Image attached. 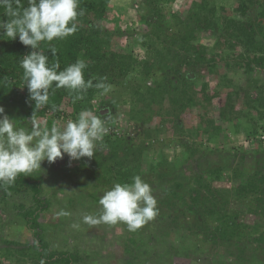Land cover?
<instances>
[{
    "label": "trees",
    "instance_id": "16d2710c",
    "mask_svg": "<svg viewBox=\"0 0 264 264\" xmlns=\"http://www.w3.org/2000/svg\"><path fill=\"white\" fill-rule=\"evenodd\" d=\"M176 1L152 0L144 6L143 27L140 33L134 31L125 33L120 29H109L104 25L109 0H79V8L84 10V14L77 18L78 31L62 40L55 39L50 43H41V49L48 56L50 63L59 60L60 70L75 63L77 59H83L88 65L84 71L86 80L107 77L106 82L111 84L112 88H125L124 94L129 97L122 101L124 105H130L132 108L130 120L134 122L133 133H128L123 138L115 132L108 133L104 136L102 144L97 146L94 157H83L76 171L90 170L98 184L111 188L115 183H132L135 175H140L145 181L149 173H157L159 182L164 184L161 183L159 187L160 226L152 238L155 244L159 241L164 245L165 230L171 228L178 230L181 218L189 216L191 218L187 224L193 221L189 228V231L192 228L191 236L202 235L204 241L212 240L216 246L226 242L228 243L226 249L230 252L235 248L232 264H264V220L262 219L264 218V159L258 160L257 168L253 172H245L239 161L234 167L215 165L187 177L184 172L168 170L172 169V166H179L180 162L170 163L165 156L156 159L151 155L156 149L150 143L152 136L161 135L164 127L169 125L172 136L176 137L178 144L179 142L182 144L184 142L181 139L182 132L186 131L181 116L183 108L187 106L208 111V99L201 97V91L196 89L198 78L196 74L204 67H208L211 73L214 67L220 65L222 72L227 76L226 81H222L221 84L224 88H231L225 94L226 99L219 101L218 120L238 122L241 119L239 102L234 98L239 99L242 94L244 98L246 97V102L253 107L256 108L260 103L264 94V80H249V72L254 70V65L247 60L245 53L237 52V43L245 47L248 53L255 54L256 64L264 69V0H216L215 7L210 5V0H190L186 10L175 11L167 16L163 12L164 6ZM21 4L26 7L28 0H21ZM212 7L216 8L217 13H208L207 10ZM227 10L231 12L229 15L225 14ZM0 19L7 20L2 8H0ZM166 29L171 31L170 35L166 34L164 31ZM203 32L214 34L212 49L215 55L213 56H209L207 52L195 51L196 49L188 50L190 43L197 40ZM124 36L137 38L135 41L138 42L134 46H139L146 52L145 59L136 58L132 50L121 52L113 48L114 40ZM7 39V37L0 39V105L10 107L18 114L24 112L26 118H33L34 115L44 116V121L48 119L54 124L65 125L69 120H75L77 114L85 109L102 117L101 111L93 103L98 96L95 89H89L83 98L75 103L74 93L70 94L63 88L57 89L54 94L50 93L47 105L35 110V102L29 99V92L23 81V69L19 66V60L33 50L30 46L20 43L18 37L16 40ZM50 47L56 48V57L49 50ZM229 53L238 54L237 57L225 60V55ZM218 54L219 57L216 58ZM184 66L187 71L182 72ZM239 69L241 74L247 75L245 92L241 91L242 86L234 77L239 73ZM171 75H174L172 80H170ZM96 79H93V83ZM173 80H178V83ZM183 81L184 85L181 83ZM204 86H207V83H204ZM253 90L257 92L255 97L250 94ZM159 93H162L169 103L165 105L156 129H150L145 127V121L150 103ZM222 93L220 87L215 89L210 97H221ZM52 105H56L58 110H53ZM113 105L119 107L117 102ZM136 105H139L138 109ZM257 107L260 111L261 107ZM246 118L250 120L249 112ZM107 125L113 128L116 126L114 123ZM214 125L218 129L221 128L215 117L210 122V126ZM236 128L239 132L243 131V127L239 125H236ZM260 128L264 129V118L261 127H258L255 133ZM185 143L187 145L185 147H189V143ZM192 156L190 153L186 157L192 158ZM243 157L244 155L241 159ZM225 171L232 172L233 181V186L226 190L227 193L234 194L237 199L251 201L247 210L258 217L254 222L245 221L238 209H229L228 194L219 192L213 185L214 180L221 179ZM43 181L44 172L37 170L29 175L20 174L11 186L0 187V206L5 203L12 204L14 200L16 201L15 197L21 193L29 197V205L24 206L22 203L17 205L20 209L18 216L32 231L34 238L32 242L25 243L4 240L5 246L0 250V255L10 261L0 264H41V261L44 264L85 262L79 246L75 245L72 251H69L57 248L47 240L49 227L54 228L56 225L48 226L40 220L41 214L48 211L52 204L51 199L45 196ZM193 183L194 193L189 197L190 201L185 204L184 197H180L184 203L177 201L176 198L183 193L181 189ZM87 197L94 199L92 202L84 203L87 207L93 204L94 208H101L99 197H95L92 193ZM182 205H185V209H181ZM67 209L71 210L70 207ZM61 210L68 212L64 207ZM66 222L67 218L61 216V224L57 225L59 229L56 233L62 235V224L65 225ZM141 231V228L135 232L130 231L124 241V251L128 254L125 260L127 264H137L140 257L144 247ZM0 232L3 233V230ZM194 246H184L182 243L173 247L169 244L170 250L167 252L180 254L183 251V255L188 252L194 260L200 258L199 254L204 257V250L196 253Z\"/></svg>",
    "mask_w": 264,
    "mask_h": 264
},
{
    "label": "rangeland",
    "instance_id": "374dc122",
    "mask_svg": "<svg viewBox=\"0 0 264 264\" xmlns=\"http://www.w3.org/2000/svg\"><path fill=\"white\" fill-rule=\"evenodd\" d=\"M109 7L106 13L104 25L109 29H120L121 31L137 32L140 33L143 27L142 13L144 6L149 4L152 0H109ZM210 5L215 7L216 0H210ZM190 0H177L174 3H168L164 6L163 12L167 16H170L175 11L186 10L189 6ZM210 8L208 13H217L216 8ZM231 12L227 10L226 15ZM166 34L170 35L169 29L164 30ZM212 33L203 32L202 35L195 41L191 42L188 50L207 52L209 56L215 55L212 44L213 35ZM137 39V38H135ZM134 38L124 36L114 40V49L119 51H134L136 58L143 60L146 57V52L139 46H134L136 42ZM245 53L247 60L252 62L254 70L250 73L249 80L263 79L264 80V69L258 67L256 64L257 56L253 53H248L242 45L237 43V52ZM238 53L226 54L225 60L237 57ZM216 58L219 57L215 56ZM221 66L214 67L210 73L208 67L201 69L197 75L196 89L199 90L200 96L208 99V111H203L187 107L183 108L181 114L186 131L182 132L181 139L184 141L182 144L177 142L176 137L172 136V129L169 125L164 127L161 135L152 136L150 143L155 147V152L152 153L156 159H160L165 156L170 163L180 162V165L172 166V169L177 172H184L189 177L195 173L212 168L213 166H228L233 167L238 165L241 161V168L245 172H253L257 168L258 160L264 159V129L260 128L257 133L255 130L261 127V123L264 118V94L262 100L253 107L250 103L246 102V97L243 94L239 99H236L238 108L241 111V119L238 122L229 120L223 121L218 120L219 118V101L226 99V92L230 91L231 88H224L221 84L225 82L227 76L222 72ZM187 71L186 67H182V72ZM238 74H235V78L239 81L242 86V92H245L247 88V75L241 74V69L238 70ZM174 79V75L170 76V80ZM178 83V80H173ZM180 83V81H179ZM184 85V81L181 82ZM207 83V86H204ZM181 85V84H179ZM222 87V96L210 97L215 89ZM125 88H112V90L105 96L98 95L94 99V104L101 111L102 118H105L107 123H114L119 129L120 135L124 137L128 133H133L134 122L130 120L131 111L130 105H124L122 99L126 98L124 94ZM128 92V91H127ZM256 91H251L250 94L255 97ZM129 94H131L129 92ZM129 98V97H127ZM119 103V107H114V103ZM169 103L167 99L163 97L162 93H159L155 100L150 103L148 117L145 121V127L150 129H156L158 120L163 112L165 105ZM261 110H258V107ZM5 110L11 119L15 120L18 127L31 128L32 117L26 118V114H18L12 110V108L0 105ZM114 107V108H112ZM137 109L139 105L135 106ZM249 112L251 116L250 120L246 118V114ZM215 117L221 128H216V125L210 126L211 119ZM34 121L42 127H51L54 123H51L48 119L44 121V116L33 117ZM57 123V122H56ZM56 125L63 127V124L57 123ZM236 125L243 127V131H237ZM248 126L249 128H244ZM215 127V128H213ZM191 134V135H189ZM249 135H252L249 137ZM189 143V147L187 146ZM258 144V145H257ZM188 148V149H187ZM112 152H114L112 150ZM191 153L192 158H188ZM148 154V153H147ZM244 155L243 159L241 156ZM180 159V161H177ZM83 158L80 160H72L65 154L63 158H58L54 163L49 164L46 160L41 163V170L44 172L43 188L45 196L49 197L52 201L51 207L48 211L41 214L40 220L42 223L48 226L56 225L54 228L49 227L48 241L60 249L72 251L75 245L79 246L80 253L84 255V263L81 264H127L125 260L128 258V254L124 251V241L130 231L127 225L123 222H119L115 225L108 224H97L89 225L83 222L85 215L99 216L100 209L94 208L93 204L87 207V202L94 201L93 197H87L88 195H94L100 197L111 187H105L98 184L95 180L93 172L86 169L77 170ZM89 168V167H88ZM167 170V169H162ZM76 171V172H75ZM157 173L148 174L145 180L152 188V193L157 200V207L160 205V192L159 187L161 183L157 177ZM211 178V176H210ZM213 179V178H212ZM232 172L225 171L221 179L214 180L213 185L219 190L228 194L226 190H229L233 186ZM211 180V179H210ZM164 184V183H163ZM169 184V183H168ZM168 186V185H167ZM195 184L190 186L185 185L183 193L176 198L177 201H183L186 199L185 204L190 201L189 197L193 195L192 188ZM180 190V191H181ZM171 197V196H170ZM180 197H184L183 199ZM16 201L12 204L5 203L0 206V250L4 248V240H12L19 242H32L33 235L32 231L26 227L21 221V217L18 216L17 205L22 203L24 206L30 204V199L26 194L21 193L16 196ZM230 201L229 209H238L243 214V219L252 223L255 218L258 217L253 213L248 212L247 207L251 205L249 199H237L234 194H228ZM164 199V198H162ZM168 199V196H167ZM9 201V200H8ZM250 202V203H249ZM209 204V202H207ZM71 205V206H70ZM66 208L70 215L65 216L67 218L66 224H62L63 233L62 235L56 233L59 227L61 216L58 213L61 212L62 207ZM93 206V208H92ZM185 206V205H184ZM183 205L181 209H185ZM70 207L71 210H68ZM92 208V209H91ZM191 217L181 218L179 222L178 230L168 229L165 230L166 243L172 244L173 247H177L180 244L184 246H194L196 253L203 252L202 257L194 260L186 252L183 255V251L180 254H168L170 250L169 244L162 245L161 242H156L152 239L157 229L159 228L160 219L158 215L147 222L141 227V239L144 243V253H140V257L137 260V264H232L234 261L235 248H232V252L228 249V243L220 244L216 246L212 240L204 241L202 235L191 236L189 228L192 226V222L187 224V221ZM264 220V218H262ZM61 224V223H60ZM79 224V228H74L72 225ZM189 225V226H188ZM187 227V228H186ZM195 229V228H194ZM181 236H183L181 238ZM154 244V246H153ZM175 251V250H173ZM176 252V251H175ZM232 256V257H231ZM88 257V258H86ZM6 258L0 255V263L8 262ZM12 264V263H11Z\"/></svg>",
    "mask_w": 264,
    "mask_h": 264
},
{
    "label": "clouds",
    "instance_id": "9594fccd",
    "mask_svg": "<svg viewBox=\"0 0 264 264\" xmlns=\"http://www.w3.org/2000/svg\"><path fill=\"white\" fill-rule=\"evenodd\" d=\"M7 20L0 19V39L16 40L33 50L19 60L23 69V81L29 92V99L35 102V110L47 105L50 93L66 89L74 93L73 102L83 98L89 89L105 96L112 90L107 77L85 79L88 67L83 59H77L60 70L58 59L50 63L41 49L42 42L65 39L78 31V17L84 14L79 0H28L24 7L21 0H0ZM49 50L57 56L55 47ZM93 79L96 82L93 83ZM53 110H58L52 105ZM3 107H0V187L11 186L20 174L29 175L41 170V163H54L65 154L72 160L93 158L98 145L102 144L109 128L105 118L91 110L80 111L75 120H69L63 127L53 124L42 127L32 118L31 128L18 127ZM101 214L85 215L83 222L89 225H115L123 222L135 232L158 215L157 200L151 186L140 175L132 183H115L100 197ZM60 216L70 213L61 210ZM79 228V224L72 225ZM41 264H44L41 261Z\"/></svg>",
    "mask_w": 264,
    "mask_h": 264
},
{
    "label": "built area",
    "instance_id": "2783aa9c",
    "mask_svg": "<svg viewBox=\"0 0 264 264\" xmlns=\"http://www.w3.org/2000/svg\"><path fill=\"white\" fill-rule=\"evenodd\" d=\"M107 127L109 128V132L108 133L115 132L116 134H120L118 128H115V127L113 128L110 125L109 126L107 125Z\"/></svg>",
    "mask_w": 264,
    "mask_h": 264
}]
</instances>
